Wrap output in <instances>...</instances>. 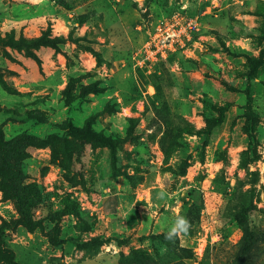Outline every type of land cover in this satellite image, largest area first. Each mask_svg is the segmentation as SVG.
<instances>
[{
	"label": "rangeland",
	"instance_id": "374dc122",
	"mask_svg": "<svg viewBox=\"0 0 264 264\" xmlns=\"http://www.w3.org/2000/svg\"><path fill=\"white\" fill-rule=\"evenodd\" d=\"M66 1L0 0V126L30 138L18 163L41 194L38 224L5 230L14 259L264 264V0ZM176 12L199 28L151 63ZM19 217L0 189V228Z\"/></svg>",
	"mask_w": 264,
	"mask_h": 264
},
{
	"label": "trees",
	"instance_id": "16d2710c",
	"mask_svg": "<svg viewBox=\"0 0 264 264\" xmlns=\"http://www.w3.org/2000/svg\"><path fill=\"white\" fill-rule=\"evenodd\" d=\"M55 2L61 7L71 9L70 4L66 0H55ZM92 14V11L78 14L76 16L77 22L80 24L85 23L91 18ZM174 53H171L169 56ZM259 59V57L251 58V61L257 65ZM29 139V137L20 135L17 138L7 140L0 126V189L7 196L15 199L17 208L20 212V217L15 219L12 224L8 223L0 228V252L8 255L11 264L20 263L14 259L12 251L4 245L6 228H14L20 223L25 224L29 228H34L38 224V222L34 220L30 209L34 206V202L36 200L38 201L41 194L40 191L37 193L34 184H24L22 181V168L18 163L20 156L24 155V147H26V141ZM16 156H19V158ZM252 243L251 240H248L247 248H251L253 246Z\"/></svg>",
	"mask_w": 264,
	"mask_h": 264
},
{
	"label": "built area",
	"instance_id": "2783aa9c",
	"mask_svg": "<svg viewBox=\"0 0 264 264\" xmlns=\"http://www.w3.org/2000/svg\"><path fill=\"white\" fill-rule=\"evenodd\" d=\"M199 28L197 18H188L178 12L159 22L145 46L146 59L151 63L166 58L192 40Z\"/></svg>",
	"mask_w": 264,
	"mask_h": 264
},
{
	"label": "crops",
	"instance_id": "0c3cea01",
	"mask_svg": "<svg viewBox=\"0 0 264 264\" xmlns=\"http://www.w3.org/2000/svg\"><path fill=\"white\" fill-rule=\"evenodd\" d=\"M147 1L148 0H144V2H147ZM175 1L176 2H182L183 3L182 7H185V8L190 7L192 3L203 4V3H207L208 2V0H175ZM165 2L172 3L173 0H153L152 1L154 7L156 8V12L161 13V10L165 11V9H163L164 8L163 3H165ZM157 6L160 7V10L157 9Z\"/></svg>",
	"mask_w": 264,
	"mask_h": 264
},
{
	"label": "clouds",
	"instance_id": "9594fccd",
	"mask_svg": "<svg viewBox=\"0 0 264 264\" xmlns=\"http://www.w3.org/2000/svg\"><path fill=\"white\" fill-rule=\"evenodd\" d=\"M189 222L184 217H179L171 231L167 234L166 239H171L174 235H178L180 232H186L189 227Z\"/></svg>",
	"mask_w": 264,
	"mask_h": 264
}]
</instances>
